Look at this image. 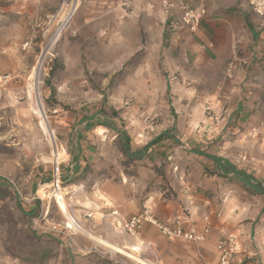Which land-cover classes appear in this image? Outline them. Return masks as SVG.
Wrapping results in <instances>:
<instances>
[{"label": "rangeland", "instance_id": "1", "mask_svg": "<svg viewBox=\"0 0 264 264\" xmlns=\"http://www.w3.org/2000/svg\"><path fill=\"white\" fill-rule=\"evenodd\" d=\"M119 1L78 0L76 12L59 32V15L70 12V0H0V77L7 78L0 83V264H140L139 255L130 259L116 253L128 254L126 246L98 236L97 244L90 241L117 262L99 251L83 252L85 230L94 233L83 227L79 202L87 198L100 206L99 191L109 183L143 198L146 193L161 194L176 203L181 184L173 176L174 164L181 169L192 164L190 177L194 172L213 185L220 182L224 190L227 186L234 214L244 210L254 218L257 207L264 205V196L248 192L235 175H220L196 153L221 155L264 186V92L255 93L246 104L236 98L228 83V59H204L202 69H182L179 60L186 64L190 59L167 52L160 17L138 10L135 18L125 21L121 15L129 14L131 6L121 7ZM56 32L60 34L43 62L38 92L46 127L31 88L38 59ZM82 110L98 114L91 122L97 135L104 125L114 128L99 145L94 142L84 180L83 172L75 174L80 142L85 141L77 133L85 126L73 120ZM74 126L77 132L70 133ZM47 128L60 155L56 160ZM121 131L132 152L147 147L136 177L123 173L129 167L116 138ZM56 161L63 184L59 190L69 192V212L76 214L84 231L71 225L49 196ZM42 187L47 188L44 196ZM218 189L216 195L201 193L213 207L225 199ZM38 190L42 203L33 199ZM23 209L32 212L27 215ZM62 223L76 234L72 248L51 231L52 225ZM245 223L243 218L239 224ZM142 251L149 259V250Z\"/></svg>", "mask_w": 264, "mask_h": 264}, {"label": "crops", "instance_id": "2", "mask_svg": "<svg viewBox=\"0 0 264 264\" xmlns=\"http://www.w3.org/2000/svg\"><path fill=\"white\" fill-rule=\"evenodd\" d=\"M161 1L133 0L129 14L123 13L121 18L125 21L132 20L136 17L135 14L138 10H144L146 13L151 14L156 13L160 17L159 21L163 23L161 28L164 41L167 44V52L178 55V57L186 54L190 59L186 61V64L179 60L180 63H178L181 64L182 69H202L201 62L204 59L211 63L214 60L223 62L228 59L229 65L230 63L234 64L228 83L233 87L232 93L236 98L238 96L239 100L240 97L245 99L246 104L252 95L255 93L260 95L264 92V17L254 14L243 0H207L205 3L207 16L201 21L198 29L191 33L186 30L172 28L170 23L178 17L179 11H173L171 16L166 15L161 8ZM170 1L174 3L183 2L191 7L199 5V0ZM93 21L90 20V22ZM90 22H86L85 25ZM152 76V73H149L151 84ZM197 79V77H194V80ZM97 117L96 112L87 113L82 110L75 113L73 120L77 118V122H81L86 127L91 124L93 118L96 119ZM85 127L82 132L77 133V137L81 136V139H85V141L80 142L81 162L75 176L79 172H83L85 166L89 163V159L94 152V142H98L99 145L105 138L104 134L107 135L112 132V130L103 127V133L97 135L95 128ZM76 130L77 128L74 126L73 131H70V133H75ZM94 136L97 137L96 140H94ZM186 148H188L187 145ZM196 153L204 157L206 161L209 160V165L215 168L216 172H220V175L224 177L234 175L232 170L229 174L224 173L225 170H230L228 165L231 166L232 164L223 159L221 155H208L220 159V166L217 168L204 153L201 154L197 151ZM187 165L189 167L182 168L188 175L189 191L185 194L182 185L181 190L178 185L177 190L180 193L178 202H171L161 197V194L152 195L148 193L143 198L139 192H125L121 185L103 184L98 195L100 206L89 201L96 206V210H87V208L82 207L81 216L85 223L83 227L93 232L94 235L110 240L118 246L130 243L149 250V259L144 258V253L139 255V258L141 257L151 264H205L216 262L218 259L216 244L222 236L236 237L238 250L235 260L238 264H264V205L257 207L258 211L254 218H249L244 210H239L237 214L232 213L228 187L225 186L224 190L220 182L213 185L211 179H207L201 174L194 175V172L190 177L189 168L191 169L194 166L189 163ZM53 172L54 168H52L51 177ZM71 174L72 172H69V175ZM124 180L126 181V179ZM128 184L130 186L134 185L132 182ZM218 185L220 196L225 197V199L223 205L213 207L211 201L204 198L201 193L205 190L206 194L216 195ZM182 192L184 193L183 196L181 195ZM258 195L264 196V194ZM144 208H149L153 218L158 222L184 218L187 221L185 228L194 226L198 231H201L203 228L208 227L209 234L202 243L193 244L182 239H165L159 234L155 226L147 223L136 233L128 231L126 225L129 219ZM243 218L246 223L241 225L239 223ZM256 219H258L257 224H255ZM106 229L113 233L111 238L108 237ZM120 233H123L125 238H122ZM84 240L85 243L82 249L85 254L99 251L103 256L109 257V260H113L114 263L117 262L113 259L116 256H111L109 253L97 249L87 237H84ZM116 253L134 259L122 250ZM122 260L119 259L118 261L123 262ZM136 262L138 263V260Z\"/></svg>", "mask_w": 264, "mask_h": 264}, {"label": "built area", "instance_id": "3", "mask_svg": "<svg viewBox=\"0 0 264 264\" xmlns=\"http://www.w3.org/2000/svg\"><path fill=\"white\" fill-rule=\"evenodd\" d=\"M133 0H120V6L124 8H128L131 6ZM248 4L251 8L252 12L259 17H264V0H243ZM207 0H199V5L196 7H191L183 2L174 3L170 0H162L161 1V8L164 13L168 16H171L172 12L177 10L179 11V15L176 19L171 21V26L174 29L178 30H186L191 33L195 32L201 21L206 18L207 16V8L205 3ZM72 4V8L74 7V3L78 4V0H70ZM71 8V10H72ZM77 8H73L72 14L70 15L69 21L71 17L76 12ZM68 24V23H67ZM66 24V25H67ZM66 26H63L60 32ZM60 34V33H59ZM234 64L230 63L228 67V72L231 73L233 71ZM7 78L0 77V83L4 85L7 81ZM172 173L176 181H178L183 187L184 192L187 194L189 191V186L187 185V173L185 170L178 167V165H172ZM59 169L58 164L56 161V165L54 166V172L52 175V182L50 186H48V190H51L49 196L54 199V194L57 191H60L61 185H63L59 179ZM42 196L47 193V188L42 187ZM39 190L34 195V200L43 202V197L39 194ZM51 198L47 199V204ZM55 201V199H54ZM47 213V212H46ZM45 213V214H46ZM150 224L157 228L160 235L168 240H185L189 241L193 244L202 243L207 235L209 234L208 227L203 228V230L198 231L194 226H188L187 221L184 218H178L173 221H166V222H158L155 218H153L151 211L149 208H144L141 212L133 215L127 225L126 228L130 232H138L144 224ZM51 231L55 232L56 234L61 236V240L64 241L69 247H74L73 238L76 235L70 229L67 228L66 225L62 223V225H52ZM144 251L146 250L143 248ZM238 250V242L236 237L234 236H222L219 238L216 244V251L218 253V259L216 262H210L205 264H238L235 260L236 253Z\"/></svg>", "mask_w": 264, "mask_h": 264}, {"label": "bare ground", "instance_id": "4", "mask_svg": "<svg viewBox=\"0 0 264 264\" xmlns=\"http://www.w3.org/2000/svg\"><path fill=\"white\" fill-rule=\"evenodd\" d=\"M73 6L76 8L77 7V3H74ZM73 8H72V10H70V12L67 15L64 14L66 12H64V13H62V14L59 15V17L61 19L62 27L63 26H66V24L68 23L69 18H70V15L72 14ZM59 32L58 33L56 32L57 34H56V38H54L55 40H53V41L51 40V42L49 43V45H47L45 47V49H43L42 54L40 55V57L38 59V63H37V66H36V69H35V72H34L33 87L31 88V90L34 92V98H35V101H36L35 109H36L37 113L41 116V118L44 119V121L46 123V127H48V124H47V121L45 120V118L43 116L42 102H41L40 98L38 97V92H39V87L41 85V76H42V65H43V62L50 55L51 49L53 48V45H54L56 39L59 36ZM47 129H49V128H47ZM49 134H50V137H52L51 138V141H52V147H53V156H54V159L56 160V159H58L60 157V155H59L58 150H57V148L55 146V141H54V138H53V133L50 132V129H49ZM72 193H74V190L72 191ZM67 195H69V192L68 191H64V192L57 191L54 194L55 202H56V204L58 206V209H59L60 213L62 214V216L67 221H69V223L71 225H73L76 228H80V226H79L80 225L79 218L76 216V214L74 215V214H71L69 212L68 204L65 201V197ZM79 203L82 205V207L87 208V210L88 209H94V210H96V206H94L93 204H91L87 198H82ZM81 230L84 231V229H81ZM107 232H109L110 234H113L109 229L107 230ZM85 233L87 234L88 238L90 240H92L93 243L97 244V242H98L97 236H95L94 234H91L90 232H88L86 230H85ZM124 245L128 249V255L130 257H132V258H134L133 256H136L137 257L138 255H141L143 253L142 248L140 246L132 245L130 243L124 244ZM137 260H138V263H140V264H151V263H148L146 260H144L141 257L138 258Z\"/></svg>", "mask_w": 264, "mask_h": 264}, {"label": "trees", "instance_id": "5", "mask_svg": "<svg viewBox=\"0 0 264 264\" xmlns=\"http://www.w3.org/2000/svg\"><path fill=\"white\" fill-rule=\"evenodd\" d=\"M112 117L114 118V113L112 114ZM96 127V125H88L85 128H94ZM105 128H108L110 130H114V128L110 127L109 125H104ZM120 142V151L121 153L125 156V164L127 167H129L128 170H124V175L127 178H131V177H136L138 175V168L140 167V162L144 159V151L146 150L147 147H144L143 150L141 151H136V152H132L128 143V137L126 135L125 132L121 131L117 134L116 137ZM162 138H164V136H159L157 137L152 143H156L159 142ZM202 154V153H201ZM207 158H209L211 161H213V163L217 166V168L220 166L219 162L220 159L213 157V156H208L205 155ZM89 167H91V163L87 164L86 169L83 171L81 177L84 180L85 176H87L88 173V169ZM230 167V168H229ZM228 169L230 170H225L224 173L229 174L230 171L232 170V172L234 173L236 180H238L239 182H241V184L244 186V188L252 193V194H264V186H262V184L256 180H254L250 175L237 170L235 167H233L232 165H228ZM225 174V175H226ZM89 177V176H88ZM82 180V181H83ZM148 193L145 194V196ZM20 206V205H19ZM23 211L25 212V214L29 215L31 214L32 211L23 209Z\"/></svg>", "mask_w": 264, "mask_h": 264}, {"label": "water", "instance_id": "6", "mask_svg": "<svg viewBox=\"0 0 264 264\" xmlns=\"http://www.w3.org/2000/svg\"><path fill=\"white\" fill-rule=\"evenodd\" d=\"M67 26V25H66ZM43 116H44V112H43Z\"/></svg>", "mask_w": 264, "mask_h": 264}]
</instances>
